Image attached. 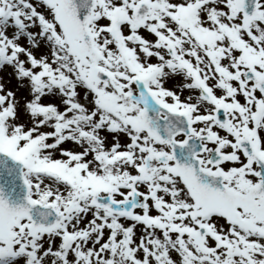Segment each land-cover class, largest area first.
Returning <instances> with one entry per match:
<instances>
[{
    "label": "snow or ice",
    "instance_id": "snow-or-ice-1",
    "mask_svg": "<svg viewBox=\"0 0 264 264\" xmlns=\"http://www.w3.org/2000/svg\"><path fill=\"white\" fill-rule=\"evenodd\" d=\"M0 264H264V0H0Z\"/></svg>",
    "mask_w": 264,
    "mask_h": 264
}]
</instances>
